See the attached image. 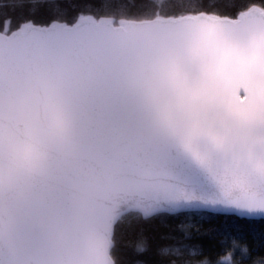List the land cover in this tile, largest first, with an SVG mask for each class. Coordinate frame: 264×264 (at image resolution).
Returning a JSON list of instances; mask_svg holds the SVG:
<instances>
[{"label":"snow or ice","instance_id":"1","mask_svg":"<svg viewBox=\"0 0 264 264\" xmlns=\"http://www.w3.org/2000/svg\"><path fill=\"white\" fill-rule=\"evenodd\" d=\"M119 9L0 29V264H117L129 216L264 218V0Z\"/></svg>","mask_w":264,"mask_h":264},{"label":"trees","instance_id":"2","mask_svg":"<svg viewBox=\"0 0 264 264\" xmlns=\"http://www.w3.org/2000/svg\"><path fill=\"white\" fill-rule=\"evenodd\" d=\"M128 0H44L40 6L15 7L0 0V29L10 21L15 29L25 20L46 24L53 19L72 21L80 12L111 13ZM140 3V0H133ZM221 4L225 0H219ZM237 7L262 0H233ZM127 11L128 9H123ZM229 15L236 7L219 9ZM132 12L142 11L139 8ZM143 241L144 252L136 245ZM235 241V244L233 243ZM179 249L180 254L160 255V249ZM247 249L244 251L243 249ZM194 253V254H193ZM231 253L232 264H264V218H247L205 210L160 213L148 219L129 216L115 228L117 264H229L221 261Z\"/></svg>","mask_w":264,"mask_h":264},{"label":"water","instance_id":"3","mask_svg":"<svg viewBox=\"0 0 264 264\" xmlns=\"http://www.w3.org/2000/svg\"><path fill=\"white\" fill-rule=\"evenodd\" d=\"M205 211H209V210H205ZM179 212H182V211H179ZM209 212H213V213H219V214H228V213H223V212H217V211H209ZM177 213V212H175ZM236 215V214H235Z\"/></svg>","mask_w":264,"mask_h":264}]
</instances>
